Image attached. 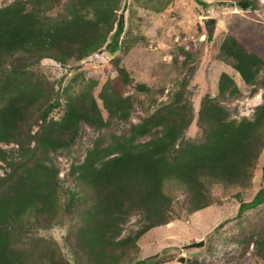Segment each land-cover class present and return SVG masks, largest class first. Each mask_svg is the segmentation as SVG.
<instances>
[{
	"label": "trees",
	"instance_id": "obj_1",
	"mask_svg": "<svg viewBox=\"0 0 264 264\" xmlns=\"http://www.w3.org/2000/svg\"><path fill=\"white\" fill-rule=\"evenodd\" d=\"M122 1L64 0L55 14L51 11L59 0H11L0 5V143H11L0 144L4 166L0 173V264H68L51 246L24 245L16 235L29 221L46 226L59 218L63 189L49 152L68 149L81 120L105 130L91 140L81 160L71 163L69 172L81 189L66 190L62 201L68 206L81 192L90 198L81 204L70 235L78 264L165 261L131 257L142 233L174 217L165 181L181 185L185 210L194 211L212 202V183L242 187L252 175L264 145V80L257 77L264 56L246 49L232 34L222 37L220 54L230 60L244 83L252 85L251 90L262 88L263 101L255 105L250 117H232L219 101L218 97L239 92L233 78L221 71L216 95L204 93L199 100L198 137L185 136L193 118L185 80L150 112L131 121L136 98L124 92L123 86L131 84L139 92L149 87L133 81L116 58V77L106 79L97 93L104 114L88 86L74 94L63 88L64 108L58 117L50 116L59 101L51 96V85L34 76L30 65L41 57L65 63L101 48L114 51L122 31L121 21H116ZM236 3L240 8L253 7L250 0ZM262 29L264 33V23ZM114 121L127 122V127L116 129ZM144 134L148 136L141 139ZM263 200L264 186L251 199L239 200L238 210ZM133 213L140 215V224L121 236L122 224ZM202 244L198 239L183 246ZM253 246L264 259V231L253 239Z\"/></svg>",
	"mask_w": 264,
	"mask_h": 264
},
{
	"label": "rangeland",
	"instance_id": "obj_2",
	"mask_svg": "<svg viewBox=\"0 0 264 264\" xmlns=\"http://www.w3.org/2000/svg\"><path fill=\"white\" fill-rule=\"evenodd\" d=\"M10 1L0 0V5ZM236 1L123 0L116 12V21L122 14V31L114 51L101 48L79 60L65 63L41 57L30 65L34 76L48 82L47 86L51 85L49 92L59 101L50 116L58 117L64 108L63 88L74 94L88 86L104 114L97 93L106 79L116 77V58L133 81L143 82L149 87L148 91L139 92L134 91L131 84L123 86L124 92L136 98L129 114L131 121L150 112L167 98L180 80H185L193 109V118L185 136L198 137L195 118L199 100L204 93L216 95L217 77L221 71L233 78L239 92L218 97L219 101L232 117H250L255 105L263 101L262 88L256 85L257 88L251 90L252 85L240 79L230 60L220 54L218 45L225 34H232L246 49L264 56V0H250L253 7L246 8H240ZM63 2L59 0L51 14L60 11ZM257 77L264 80V67ZM113 127L124 129L127 122L114 121ZM34 129L36 124L32 125ZM104 130L81 120L70 147L49 152L63 189L59 218L46 226L29 221L28 226L16 235L21 244L49 245L68 264H78L70 245V235L78 223L81 204L87 203L90 198L81 192L80 198L68 206H64L62 201L67 198L66 190L81 189L69 172L71 163L81 160L91 140ZM147 136L144 134L140 138ZM263 164L264 145L250 179L242 187L212 183V202L194 211L185 210L186 196L181 185L175 180L165 181L164 190L173 200L174 217L142 233L136 240L137 249L131 252L132 259H166L159 264H192L194 261L196 264H264V259L257 256L253 246V239L264 231V200L238 210L239 200L251 199L256 190L264 186ZM3 170L0 162V173ZM140 220L137 213L129 215L122 224L121 236L135 229ZM198 239L203 241L201 246H183Z\"/></svg>",
	"mask_w": 264,
	"mask_h": 264
},
{
	"label": "water",
	"instance_id": "obj_3",
	"mask_svg": "<svg viewBox=\"0 0 264 264\" xmlns=\"http://www.w3.org/2000/svg\"><path fill=\"white\" fill-rule=\"evenodd\" d=\"M121 18H122V14L120 13L118 19H117V22L119 23L121 21Z\"/></svg>",
	"mask_w": 264,
	"mask_h": 264
}]
</instances>
